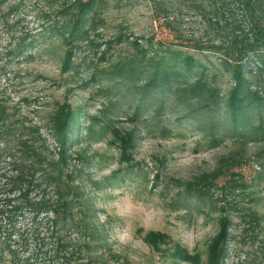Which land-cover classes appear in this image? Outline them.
I'll return each mask as SVG.
<instances>
[{
	"label": "rangeland",
	"instance_id": "rangeland-1",
	"mask_svg": "<svg viewBox=\"0 0 264 264\" xmlns=\"http://www.w3.org/2000/svg\"><path fill=\"white\" fill-rule=\"evenodd\" d=\"M66 1L0 0V104L9 107L8 125L20 130L0 140L1 166L17 141L32 135L28 128H36L35 139L43 140L35 145L52 151L53 124L68 103L81 124L79 140L69 146V171L78 189L72 216L78 221L87 213L89 223L105 232V247L97 253L112 257L109 264H193L171 256L167 249L175 244L203 264L215 245L220 264H264V139L243 144L225 123L223 104L205 115L185 116L188 110L180 101H146L131 82L104 74L92 78L94 71L146 50L150 35L160 36L147 0H102L103 24L90 33L95 46L81 44L74 65L61 75L60 40L43 51L50 44L45 30L54 19L46 21L44 15H55ZM182 24L187 34L201 28L192 13ZM145 79L142 73L134 85ZM218 84L225 95L231 80L225 76ZM212 119L217 125L209 130ZM114 129L133 140L124 155L112 138ZM227 156H243L246 162L220 176L216 170ZM149 234L159 250L149 244ZM67 236L83 241L74 231ZM4 243L1 234L0 264H41L35 258L23 261L15 236ZM82 258L76 264H86Z\"/></svg>",
	"mask_w": 264,
	"mask_h": 264
},
{
	"label": "trees",
	"instance_id": "trees-1",
	"mask_svg": "<svg viewBox=\"0 0 264 264\" xmlns=\"http://www.w3.org/2000/svg\"><path fill=\"white\" fill-rule=\"evenodd\" d=\"M147 1L160 36L150 35L146 50L103 72L94 71L92 78L104 74L121 83L131 82L143 92L146 101H180L188 110L185 116L205 115L223 104L225 123L243 144L264 139V0H177L179 5L167 0ZM102 2L67 0L55 15H44L46 21L54 19L44 29L50 44L43 51L53 49V39L60 40L64 51L61 75L74 65V51L81 44L95 46L90 33H96L103 24ZM189 13L201 25L196 33L187 34L182 24ZM142 73L146 75L144 83L140 87L134 85ZM225 76L231 86L223 95L218 83ZM8 110L7 105L0 104V140L17 132L8 125ZM139 111L138 106L134 115L138 116ZM76 115L68 103L60 108L53 124L52 151L43 144L35 145L36 140L43 141L34 137L39 136L38 130L26 128L32 135L19 139L14 153H9V161L4 166L0 164V236L5 243L13 236L22 243L25 263L35 258L41 264H76L82 256L86 264H109L112 258L97 253L105 247V232L89 223L87 213L78 221L72 216L78 189L69 171V146L80 138L81 124ZM212 120L209 130L217 125ZM86 130L89 138L91 129ZM124 135L113 130L112 138L120 143L122 155L125 148L133 146V140L123 138ZM75 154L81 159L79 153ZM245 162L243 156H227L220 160L216 171L223 176ZM70 231L82 236L83 241H72L67 236ZM225 232L222 227L219 236L224 238ZM148 236L149 244L159 250L156 237ZM6 249L9 255L14 253L10 245ZM167 250L176 259L203 264L179 244ZM220 253L215 245L205 264H220ZM4 254L0 249V258Z\"/></svg>",
	"mask_w": 264,
	"mask_h": 264
}]
</instances>
